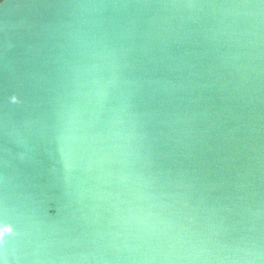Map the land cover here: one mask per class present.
I'll use <instances>...</instances> for the list:
<instances>
[{"label": "water", "instance_id": "obj_1", "mask_svg": "<svg viewBox=\"0 0 264 264\" xmlns=\"http://www.w3.org/2000/svg\"><path fill=\"white\" fill-rule=\"evenodd\" d=\"M0 264H264V0H0Z\"/></svg>", "mask_w": 264, "mask_h": 264}, {"label": "snow or ice", "instance_id": "obj_2", "mask_svg": "<svg viewBox=\"0 0 264 264\" xmlns=\"http://www.w3.org/2000/svg\"><path fill=\"white\" fill-rule=\"evenodd\" d=\"M9 234V229L0 230V237Z\"/></svg>", "mask_w": 264, "mask_h": 264}]
</instances>
